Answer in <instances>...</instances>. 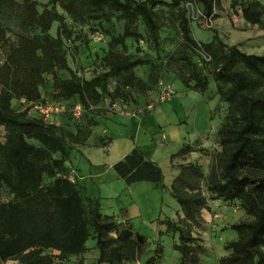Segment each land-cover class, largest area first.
Returning a JSON list of instances; mask_svg holds the SVG:
<instances>
[{
    "label": "trees",
    "instance_id": "obj_1",
    "mask_svg": "<svg viewBox=\"0 0 264 264\" xmlns=\"http://www.w3.org/2000/svg\"><path fill=\"white\" fill-rule=\"evenodd\" d=\"M191 2L201 5L208 21L219 4V0H48L39 11L38 0H0V45L7 46L0 60V127L5 130V139L0 141V187L12 194L10 200H0V264L8 260L58 264L56 257L85 253L90 238L98 250L96 264L141 260L145 238L134 233L132 222L103 214L99 198L88 196L85 187L69 177L71 151L85 144L90 131L78 127L74 133L29 113V108L15 110L12 104L51 102L42 93L46 74L54 77L55 97L61 99L55 102L77 97L85 109L96 106L103 94L126 102L133 99L130 90H148L150 83L158 81L152 78L156 66L128 53L126 40L138 44L146 39L159 45L158 6L170 9L188 51L178 71L180 81L204 94L212 80L219 100L227 105L217 131L220 149L211 154L207 174L193 164L180 165L169 192L183 217L177 222L166 217L161 222L165 230L159 234H177L173 249L179 254L178 263L197 264L203 247L196 243L192 228L200 225L209 199L238 201L251 219L231 226L238 237L227 244L230 253L218 264H264V53H247L226 43L214 27L209 28L210 40L194 37L188 11ZM238 5L239 0H230L232 9ZM58 6L77 23L90 20L103 26L115 16L123 20L122 33L105 31L110 37L108 51L101 58L106 71L86 79L70 68L63 43L72 40L73 31ZM17 7L22 8L25 26L35 24L41 35L21 32L16 44H11L2 18ZM263 14L261 0H246L241 5V16L249 24L261 25ZM53 22H58L57 37L50 34ZM138 24L146 36L138 31ZM143 65L151 68L150 83L135 73ZM58 69L70 77L58 80ZM111 78L117 81L112 92L108 87ZM185 150L180 148L170 158ZM113 169L127 184L149 181L158 185L164 178L161 167L137 146L114 163Z\"/></svg>",
    "mask_w": 264,
    "mask_h": 264
},
{
    "label": "rangeland",
    "instance_id": "obj_2",
    "mask_svg": "<svg viewBox=\"0 0 264 264\" xmlns=\"http://www.w3.org/2000/svg\"><path fill=\"white\" fill-rule=\"evenodd\" d=\"M21 2V0H18ZM40 5L38 10L42 11V4L48 0H38ZM168 1V0H165ZM264 4V0H261ZM246 0H239L242 5ZM241 5L235 9L230 7V0H219V4L215 9V16L208 21L202 16V7L195 3L188 4V11L191 16V25L193 35L199 40L208 41L211 39L212 32L209 28L214 27L219 31L220 37L228 44H235L241 50L247 53L263 54L264 53V21L261 25L249 24L241 16ZM57 10L65 15V19L73 36L71 41H64L63 50L66 53L68 65L82 78L90 79L98 73L106 71L101 58L108 51L109 35L105 31L114 33H122L124 28L123 20L112 18L109 23L103 26H97L94 22L88 20L84 23L73 22L65 13V11L57 7ZM158 21L160 23V41L155 46L146 39L140 40L137 44L134 39H127V51L135 58H140L153 62L155 64L152 70V78H158L157 83H150L151 68L149 65L136 67V75L146 82L150 83V87L145 92L138 90H130L132 100L121 101L118 97H111L103 94L100 102L90 109H85L79 103L77 97L61 102L64 110L60 113L53 114L46 120L55 123L67 130L76 133L77 128L90 131V140L95 144L109 145L110 138L113 137L114 143L108 153H102V150L88 149L81 145H76L71 151L69 163L80 162V168L85 172V166L89 162L83 157V153L89 155L94 164L108 166L105 163L118 161L121 152L131 147L132 141L127 133L114 131L110 125H107V119H118L123 121L133 120L140 126L150 127L145 130L150 132L154 152L159 153L161 150L167 152L168 149L174 147L173 142L166 134V128L179 126L183 131V140L179 143L180 148H186L185 151L177 153L172 159L163 155L160 158V167L163 173V181L158 187L163 193V210L159 215L158 221L154 219L149 222L136 221L132 222L135 234H141L145 238V253L141 260L134 264H145L147 260H151V264H179V257L173 249V244L177 242V234L161 233L165 230V226L161 222L166 218H170L177 222L183 217L180 206L176 200L170 195L169 185L173 178L178 174L180 165L193 164L207 174L210 156L215 150H219L217 130L222 123L226 114L227 105L221 102L216 93L215 84L210 80L208 91L200 94L183 85L179 79L180 66L183 58L188 51L186 50L182 36L178 29L177 22L170 9L166 6H158ZM2 23L7 30V37L11 44H16L17 34L26 32L29 34L41 35V32L35 24L25 26L23 21L22 8L17 7L15 10H7L2 18ZM138 31L146 36L145 29L142 24L137 25ZM50 34L53 37L58 35V22H53ZM101 35L102 39L98 40L97 36ZM7 46L0 45V60L3 59ZM194 61H199L197 54L191 55ZM58 80L63 81L70 77L69 73L64 69L56 70ZM117 81L110 79L108 87L112 92ZM54 77L51 74L45 75V83L42 88L44 98L49 101L61 100L55 97ZM163 91L169 92V99L160 101V95ZM200 97L208 102L210 109L211 125L215 124L216 129L211 127L210 130L199 131V135L194 134L195 126L192 122L199 113L197 120V128L199 123L203 122V114L208 116V110L205 103ZM48 102V101H47ZM77 105H81L80 111L75 109ZM152 105L151 108L149 106ZM15 110H24L27 107L21 101H13ZM206 110V112H205ZM205 117V119H206ZM207 121V119L205 120ZM200 123V124H201ZM133 130L137 133L138 142L145 144L149 137L140 128L133 126ZM186 131V132H185ZM5 139V130L0 127V141ZM33 144H38L34 140H30ZM106 146V147H107ZM145 153L150 155V149L143 147ZM178 149V150H179ZM82 150V151H81ZM177 150V151H178ZM175 151L174 153H176ZM173 153V154H174ZM74 170L75 173L72 171ZM69 175H73V179L77 180L76 168L70 166ZM116 191L117 188H115ZM90 191L95 188L90 187ZM12 198V194L5 186L0 187V200L8 201ZM105 211V209H104ZM251 217L245 213L238 201H224L221 199H209L207 209L201 212L200 225L193 227V236L196 243L203 247V251L198 254L197 264H218L221 257L230 253L227 244L236 240L238 235L232 229V225L241 221L249 220ZM127 225V224H125ZM87 251L81 255H71L64 258H57L58 264H96L98 250L95 240L90 238L87 243ZM264 250V248H263ZM163 252L160 256L159 253ZM47 253L57 254L52 250ZM4 264H19L17 260H8Z\"/></svg>",
    "mask_w": 264,
    "mask_h": 264
},
{
    "label": "crops",
    "instance_id": "obj_3",
    "mask_svg": "<svg viewBox=\"0 0 264 264\" xmlns=\"http://www.w3.org/2000/svg\"><path fill=\"white\" fill-rule=\"evenodd\" d=\"M200 99L205 103L206 109L208 110V116L206 117V114H203V122H200V127L197 128L199 113L196 114V117L192 122L193 126H195L194 134L196 135H199V131L210 130L212 126L214 129L217 128L215 124H210L211 115L208 102L202 97H200ZM205 117L207 121H205ZM107 125H110L114 131L127 133L129 139L132 141L131 147L120 153L118 161L127 155L135 146H137L147 159L156 162L160 166V158L163 160L164 154L165 156L170 157L171 154L177 151L180 146L179 143L184 137L182 134L184 130L179 126L172 127L169 130L166 128V134L173 142L174 147L168 149L167 152L161 150L159 153H155L150 132L145 131L150 129V127L144 128L143 126L135 123L133 120L123 121L112 119L111 117L107 119ZM133 126L136 128L138 127L141 130L144 129L143 131L149 135L144 145L138 142L137 133L134 132ZM109 129H104L107 136L110 138L108 146L102 145L101 143L95 144L94 141L91 142L90 137H87L85 144L81 146V149L87 147L88 149L102 150L103 154H109V149L114 143L113 137L108 135ZM145 146L150 149V155L145 153V149L143 148ZM82 154L89 162V164L85 166V172H83L80 168L81 161H78L75 164L71 163V165L76 168L78 183L85 187L86 194L93 198H99L103 214L114 216L118 221L130 220L134 223L136 221L149 222L159 218V215L163 210V193L157 184L149 181H139L127 184L115 173L113 169V164L117 161L105 163L108 164V166H104V164L97 165L92 162L89 155H86L83 152ZM90 187L95 188V191H90ZM115 188H117L118 191H116ZM175 257H179L178 252H176Z\"/></svg>",
    "mask_w": 264,
    "mask_h": 264
},
{
    "label": "built area",
    "instance_id": "obj_4",
    "mask_svg": "<svg viewBox=\"0 0 264 264\" xmlns=\"http://www.w3.org/2000/svg\"><path fill=\"white\" fill-rule=\"evenodd\" d=\"M263 19H264V14H263ZM97 39L100 40L102 39L101 35L97 36ZM170 95L169 92L163 91L160 95V101H164L166 99H169ZM22 103L25 104L27 108H29V113H36L39 116H41L44 120L52 116L53 114L60 113L61 111L64 110L63 104L61 102H37V103H30L26 102L25 100H21ZM152 105L149 106L151 108ZM75 109H78L80 111L81 105H77ZM74 173L75 171L72 170ZM69 177L73 179V175H69Z\"/></svg>",
    "mask_w": 264,
    "mask_h": 264
}]
</instances>
